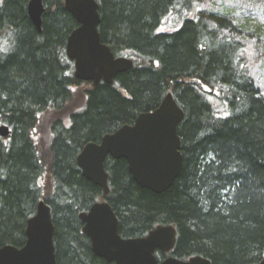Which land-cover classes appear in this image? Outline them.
Wrapping results in <instances>:
<instances>
[{
	"label": "trees",
	"instance_id": "16d2710c",
	"mask_svg": "<svg viewBox=\"0 0 264 264\" xmlns=\"http://www.w3.org/2000/svg\"><path fill=\"white\" fill-rule=\"evenodd\" d=\"M102 41L134 66L112 84L76 79L66 53L79 26L64 0H44L42 32L29 0H0V247L26 243L41 199L51 206L58 264H110L92 252L79 214L107 199L125 238L173 225L171 255L212 264L264 258V92L248 52L184 10L196 0H97ZM201 8V7H200ZM174 14V29L163 30ZM248 58V59H247ZM76 89L84 101L73 106ZM172 93L185 112L178 126L183 167L156 194L134 180L124 158L105 162L109 194L84 177L77 157L90 142L134 124ZM71 108V109H70Z\"/></svg>",
	"mask_w": 264,
	"mask_h": 264
},
{
	"label": "water",
	"instance_id": "95a60500",
	"mask_svg": "<svg viewBox=\"0 0 264 264\" xmlns=\"http://www.w3.org/2000/svg\"><path fill=\"white\" fill-rule=\"evenodd\" d=\"M65 8L79 26L69 35L68 58L75 63L74 76L82 81L112 84L116 77L134 66L133 59L115 56L102 41L101 15L97 0H64ZM44 0H29L28 14L42 32ZM185 112L174 95L168 93L155 110L141 113L134 124H126L103 136L100 142L88 143L77 157L83 175L109 194L105 162L110 156L124 158L134 180L143 188L160 194L170 189L181 173L183 155L178 126ZM11 129L0 125V136L7 138ZM83 233L89 237L93 253L112 264H212L203 256L187 260L168 256L159 260L156 252H171L177 242L173 225L159 224L141 237L125 238L120 234V221L107 199L95 202L79 214ZM55 225L51 206L43 198L36 214L28 219L26 243L22 247H0V264H58L54 243ZM254 264H264V258Z\"/></svg>",
	"mask_w": 264,
	"mask_h": 264
},
{
	"label": "rangeland",
	"instance_id": "374dc122",
	"mask_svg": "<svg viewBox=\"0 0 264 264\" xmlns=\"http://www.w3.org/2000/svg\"><path fill=\"white\" fill-rule=\"evenodd\" d=\"M199 6L191 11L184 10L187 16L197 17L199 9L202 16L213 28L217 21L226 22L220 29V36L233 37L245 46L250 63V73L264 92V0H196ZM201 7V8H200ZM178 18L170 14L163 22L162 29H174ZM247 58V59H248ZM73 106L84 101V90L76 89ZM71 109V108H70ZM1 125V124H0Z\"/></svg>",
	"mask_w": 264,
	"mask_h": 264
},
{
	"label": "flooded vegetation",
	"instance_id": "af4514ba",
	"mask_svg": "<svg viewBox=\"0 0 264 264\" xmlns=\"http://www.w3.org/2000/svg\"><path fill=\"white\" fill-rule=\"evenodd\" d=\"M115 56H116V55H115ZM117 57H119V56H117ZM72 62H73V61H72ZM73 63H74V62H73ZM74 69H75V63H74ZM88 82H90V81H88ZM102 82H103V81H101L100 83H102ZM100 83H99V84H100ZM92 84H93V82H92ZM100 141H101V140H100ZM109 157H110V156H109ZM109 157H108V158H109ZM108 158H107V159H108ZM92 252H93V251H92ZM158 252H161V251H157L156 254H157ZM163 253H164V252H163ZM168 253H170V252H168ZM166 254H167V253H166ZM168 256H171V255H168ZM168 256H166V257H168ZM98 257H99V256H98ZM166 257H165V258H166ZM165 258H164V259H165ZM158 259H159V258H158ZM159 260H160V259H159ZM162 260H163V259H162ZM160 261H161V260H160ZM108 263H109V262H108ZM110 264H112V263H110Z\"/></svg>",
	"mask_w": 264,
	"mask_h": 264
}]
</instances>
